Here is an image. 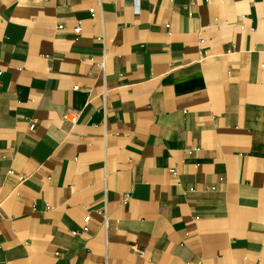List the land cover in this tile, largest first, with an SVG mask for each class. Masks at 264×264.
Listing matches in <instances>:
<instances>
[{"label":"crops","instance_id":"0c3cea01","mask_svg":"<svg viewBox=\"0 0 264 264\" xmlns=\"http://www.w3.org/2000/svg\"><path fill=\"white\" fill-rule=\"evenodd\" d=\"M135 2L0 0V264H264V0Z\"/></svg>","mask_w":264,"mask_h":264},{"label":"built area","instance_id":"2783aa9c","mask_svg":"<svg viewBox=\"0 0 264 264\" xmlns=\"http://www.w3.org/2000/svg\"><path fill=\"white\" fill-rule=\"evenodd\" d=\"M139 10H140V6H139V3H138V0H136V2H135V11H139ZM92 11H93V10H92ZM79 29H80V28H77V29H76V32H79ZM65 118H66L67 120H69L70 122L75 123V122H77L78 119H79V114H78L77 112H68V113L65 115ZM89 219H90V216H86V217H85V222H88ZM74 233L76 234L77 231L74 232Z\"/></svg>","mask_w":264,"mask_h":264}]
</instances>
